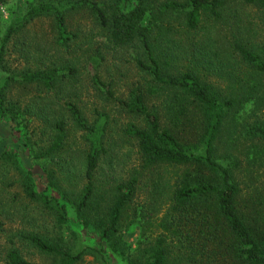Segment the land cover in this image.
I'll use <instances>...</instances> for the list:
<instances>
[{
  "label": "trees",
  "instance_id": "1",
  "mask_svg": "<svg viewBox=\"0 0 264 264\" xmlns=\"http://www.w3.org/2000/svg\"><path fill=\"white\" fill-rule=\"evenodd\" d=\"M23 6L0 36V64L21 27L48 16L59 50L75 55L5 67L3 115L18 117L20 103L5 99L12 83L38 89L21 112L42 121L48 146L37 159L47 161L51 186L39 191L32 167H20L45 223L19 241L51 261H29L12 238L5 264H81L88 255L100 264H264V186L244 196L238 179L244 163L264 167V19L246 10L264 17V0ZM75 12L87 14V32H68ZM110 59L135 73L124 93L117 77L125 72L112 75ZM73 130L80 136L72 140ZM134 226L137 249L124 239Z\"/></svg>",
  "mask_w": 264,
  "mask_h": 264
},
{
  "label": "rangeland",
  "instance_id": "2",
  "mask_svg": "<svg viewBox=\"0 0 264 264\" xmlns=\"http://www.w3.org/2000/svg\"><path fill=\"white\" fill-rule=\"evenodd\" d=\"M22 2L23 0H0L1 37L5 35L9 22H13V17L17 18V20L21 19V14L25 10L24 6L22 7ZM253 8L255 7L249 6L246 9L252 15L253 20L256 22L263 20L264 17ZM68 25V32H77L79 30L87 32L91 26V22L87 14L75 12L68 17ZM58 34L54 19L51 16L38 18L28 23L26 27H21L2 53L3 62L0 64V86L4 85L6 77L4 73L7 72L6 68L13 72H20L28 65H32L35 60L44 58L46 60L45 62L49 65L53 61H65L72 55H75L71 48L69 50L70 53L59 50L56 43ZM81 39L82 43L86 42V39L83 37ZM70 47H72L71 42ZM85 48L79 49L76 55L80 57L84 53ZM108 71L112 75L125 72L117 77V89L120 93L125 92L128 79L135 76L131 68L124 63H115L114 59L108 61ZM13 72H9L8 74H13ZM38 93L36 87H28L26 89L24 86L18 85L17 82L12 83L5 90V99L20 103L17 120H11L9 119V115H3L0 112V157L2 158L0 161V223L4 224V232L0 236V264H5L2 257H4V251L9 247V242L12 238H14L16 245L21 248L24 257L29 261L36 263H48L51 261L50 258L40 255L36 251L22 245L19 241L20 232L39 231L40 226L45 223L40 217L42 212L37 202L31 200L26 195L24 190L25 180L21 174L23 171L20 167L23 166L26 169L32 167L31 181L34 182V186L39 191L50 186L47 171L44 169L48 165L47 161L37 159V153L41 152L45 146H48L47 136L42 133V121L27 115L26 112L25 114L21 112L25 110L29 101L33 97H36ZM94 101L95 99L92 98V103ZM92 103L90 102L89 109H91ZM97 103L100 107L101 103ZM79 136L80 133L74 130L72 131V140L79 138ZM28 142L31 144L29 147L27 146ZM218 147L222 148L223 144L221 145L220 143ZM134 158H136L135 152H132L130 162H126L125 166H121L123 167L122 170L121 168L119 169L123 176L129 174L127 169L135 162L133 161ZM53 166L52 168L55 170L56 166ZM20 179L21 184L19 182ZM238 179L242 186V194L246 196L247 193L254 191L256 187L263 188L264 167H261L259 163H256L254 166H249L244 163L243 171L238 175ZM143 199V197L138 199L139 203ZM139 237V226L132 227L124 235L125 241L132 249H137ZM88 242L93 244V242ZM81 264L100 263L94 256L88 255ZM113 264L120 263L114 260Z\"/></svg>",
  "mask_w": 264,
  "mask_h": 264
}]
</instances>
